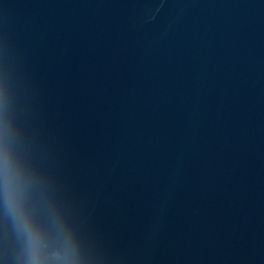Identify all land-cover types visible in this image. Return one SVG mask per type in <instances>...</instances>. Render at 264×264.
Returning a JSON list of instances; mask_svg holds the SVG:
<instances>
[{
    "label": "water",
    "instance_id": "1",
    "mask_svg": "<svg viewBox=\"0 0 264 264\" xmlns=\"http://www.w3.org/2000/svg\"><path fill=\"white\" fill-rule=\"evenodd\" d=\"M5 150L62 264H264V0H0Z\"/></svg>",
    "mask_w": 264,
    "mask_h": 264
},
{
    "label": "clouds",
    "instance_id": "2",
    "mask_svg": "<svg viewBox=\"0 0 264 264\" xmlns=\"http://www.w3.org/2000/svg\"><path fill=\"white\" fill-rule=\"evenodd\" d=\"M34 194L31 181L5 150L0 156V213L12 222L22 240L19 264H62L55 242L31 210Z\"/></svg>",
    "mask_w": 264,
    "mask_h": 264
}]
</instances>
